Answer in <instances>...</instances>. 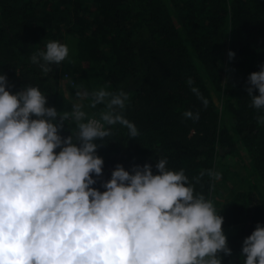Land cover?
<instances>
[{
    "label": "trees",
    "instance_id": "trees-1",
    "mask_svg": "<svg viewBox=\"0 0 264 264\" xmlns=\"http://www.w3.org/2000/svg\"><path fill=\"white\" fill-rule=\"evenodd\" d=\"M53 40L67 45L69 56L43 75L30 56ZM229 51L235 53L231 60ZM262 64L264 0H0V74L9 90L37 86L46 107L71 112L62 82L68 73L72 97L98 118L103 105L90 108L89 99L76 97L75 86L127 92L123 114L139 135L105 125L113 135L94 141L104 166L93 187L104 191L101 184L117 164L131 172L148 163L158 174L156 164L167 158V167L184 169L196 192L223 216L222 228L231 229L232 255L220 253L222 264H242L243 240L257 223L264 226V124L257 121L264 109L251 107L246 91L249 74ZM189 78L207 106L190 91ZM189 110L199 112L198 121L184 118ZM77 130L69 119L60 134ZM240 151L254 180L249 189L217 199L216 180L207 174L194 179Z\"/></svg>",
    "mask_w": 264,
    "mask_h": 264
},
{
    "label": "clouds",
    "instance_id": "clouds-1",
    "mask_svg": "<svg viewBox=\"0 0 264 264\" xmlns=\"http://www.w3.org/2000/svg\"><path fill=\"white\" fill-rule=\"evenodd\" d=\"M68 56V46L53 40L30 61L47 75ZM234 56L228 52L230 60ZM187 84L207 106L191 78ZM248 84L250 106L264 109V64L249 74ZM75 87L76 97L89 99L90 108L103 105L99 119L89 117L82 103L63 113L46 107L37 86L13 94L0 74V264H222L220 253L232 255L223 216L196 192L184 169L167 167V158L156 164L158 174L148 163L131 172L117 164L101 184L104 191L93 187L104 166L94 141L113 135L105 125L127 128L131 138L139 131L123 114L129 94L122 88ZM183 116L199 120V112ZM69 119L78 130L64 137ZM257 121L264 124V115ZM205 174L214 181L222 175L206 170L194 179ZM241 255L242 264H264L260 223L243 240Z\"/></svg>",
    "mask_w": 264,
    "mask_h": 264
},
{
    "label": "rangeland",
    "instance_id": "rangeland-1",
    "mask_svg": "<svg viewBox=\"0 0 264 264\" xmlns=\"http://www.w3.org/2000/svg\"><path fill=\"white\" fill-rule=\"evenodd\" d=\"M70 78L71 77L68 73H65L64 77L62 78L65 93L71 98V102H73V104L80 103L78 99L72 97L70 94V82H67L70 80ZM70 84L73 85L72 82ZM217 172L222 174L221 178L216 180L217 199H223L227 196H234L241 190L249 189L254 182V180H251L249 176V159L243 151L238 152L234 157H228L227 159L219 160ZM223 231L226 237L229 233H231V229H223Z\"/></svg>",
    "mask_w": 264,
    "mask_h": 264
},
{
    "label": "built area",
    "instance_id": "built-area-1",
    "mask_svg": "<svg viewBox=\"0 0 264 264\" xmlns=\"http://www.w3.org/2000/svg\"><path fill=\"white\" fill-rule=\"evenodd\" d=\"M91 118H95V119H99L98 117H96V116H90Z\"/></svg>",
    "mask_w": 264,
    "mask_h": 264
}]
</instances>
